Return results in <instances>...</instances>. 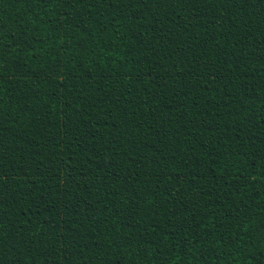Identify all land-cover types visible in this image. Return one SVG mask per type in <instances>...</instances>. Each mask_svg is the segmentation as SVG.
Masks as SVG:
<instances>
[{
	"label": "trees",
	"instance_id": "trees-1",
	"mask_svg": "<svg viewBox=\"0 0 264 264\" xmlns=\"http://www.w3.org/2000/svg\"><path fill=\"white\" fill-rule=\"evenodd\" d=\"M0 264H264V0H0Z\"/></svg>",
	"mask_w": 264,
	"mask_h": 264
}]
</instances>
